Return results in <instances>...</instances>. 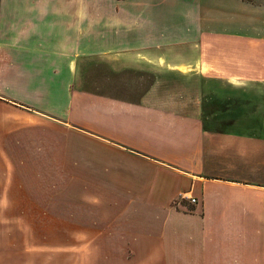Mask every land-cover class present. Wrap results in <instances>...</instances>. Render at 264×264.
I'll list each match as a JSON object with an SVG mask.
<instances>
[{
  "label": "crops",
  "instance_id": "obj_1",
  "mask_svg": "<svg viewBox=\"0 0 264 264\" xmlns=\"http://www.w3.org/2000/svg\"><path fill=\"white\" fill-rule=\"evenodd\" d=\"M78 22L122 46L66 85L48 27ZM25 115L89 141L61 145L58 182L88 185L68 212L52 146L7 143ZM0 264H264V0H0Z\"/></svg>",
  "mask_w": 264,
  "mask_h": 264
},
{
  "label": "rangeland",
  "instance_id": "obj_2",
  "mask_svg": "<svg viewBox=\"0 0 264 264\" xmlns=\"http://www.w3.org/2000/svg\"><path fill=\"white\" fill-rule=\"evenodd\" d=\"M79 9H77L78 11ZM80 11V10H79ZM80 15V12L78 14V17ZM65 19H71L69 17H66ZM123 25H106L104 23H97V24H91V23H61V24H50L48 27V31H50L51 40L50 44H57V37L59 38V41L61 42V75L64 74V78L66 79V85L69 84L72 78V72L68 70L71 68L72 63L74 60H79L80 58H90L92 59H98V62H95L94 65H96V70H101L100 76L102 79L105 78L106 75V67L103 63H105L106 59V53H112V51H106V38H111L112 36V27H114V34L113 36L115 38L110 39V43H113L114 46H122V41L117 40L116 37L119 35L117 34L116 27H119V30H121ZM20 27V25H19ZM127 27V26H124ZM8 25H4L3 33L9 32ZM55 37V39H53ZM61 37V40H60ZM9 40H3V44L7 43ZM137 41H129L128 45L125 46L126 48L129 47V51L131 52H137L136 46ZM50 57L51 60H55L57 58L58 49L54 46H51V52ZM76 53V55H74ZM114 57V56H113ZM125 62L127 63V59L129 61V64L131 66H145L148 62L144 56H137L134 55H127L125 56ZM120 58V56H115V61ZM172 59L177 57H171ZM52 63V61H51ZM12 64H15L12 62ZM62 65H65V68L63 69ZM93 64H87L85 66V77L87 76L89 78L90 76V70ZM110 74V73H109ZM131 77L134 79H140L147 81V76L139 75L138 73H130ZM9 88V86H8ZM13 88V86H12ZM10 89V88H9ZM14 91H17V89L14 87ZM217 108V105H215V109ZM4 120V119H3ZM48 121V122H46ZM42 121L37 116H24L23 118L20 117V121L17 122V129H12V135L10 136V141L8 140V144H12V146L17 145L20 147L21 145H28L33 146L36 144H50L51 151H50V160L52 162L51 168H50V176H51V182L48 184V189L50 190V204L51 207L57 208V205H59L60 209L63 208V212H68L69 208H72V204H74V198H81L85 196L86 189L88 188V185L82 184V185H74L73 183H65V182H58V177L61 176L64 180V177L61 173V171L67 170V173L72 174V167H63L61 164H59V160H68L73 159L74 152H64L61 150L62 144H74V143H89V141H85L84 139H80L79 136H75L74 134H64V132H61V125L55 121L52 120H46ZM3 123H9L6 120L3 121ZM8 136V135H7ZM13 146V147H14ZM13 158H16V154L18 157V160H24L23 155L26 154V152L18 151L14 152ZM31 155V152H28V155ZM62 163V162H61ZM25 167V164H24ZM27 170V169H26ZM68 174L66 175V180ZM31 184H29L30 186ZM34 185H31L29 187V190L34 191ZM87 194V192H86ZM79 200V199H77ZM82 208H88L89 207V201L81 200ZM93 202V201H92ZM55 206V207H54ZM98 207H104V201H98ZM71 215H73V212H71ZM83 218H85V221L89 220V216L86 212L83 211L82 214ZM73 217V216H72ZM56 233H51V238L55 236Z\"/></svg>",
  "mask_w": 264,
  "mask_h": 264
},
{
  "label": "built area",
  "instance_id": "obj_3",
  "mask_svg": "<svg viewBox=\"0 0 264 264\" xmlns=\"http://www.w3.org/2000/svg\"><path fill=\"white\" fill-rule=\"evenodd\" d=\"M182 199H187L188 202L191 204L195 203V201H196L195 198L186 195V193H179L177 195V197L172 202H173V204H176V203H178V201H180Z\"/></svg>",
  "mask_w": 264,
  "mask_h": 264
}]
</instances>
